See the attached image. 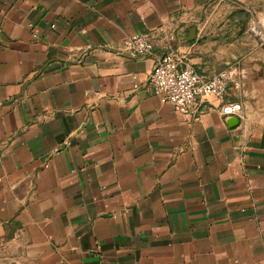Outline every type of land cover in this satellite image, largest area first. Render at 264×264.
Here are the masks:
<instances>
[{
  "label": "crops",
  "instance_id": "0c3cea01",
  "mask_svg": "<svg viewBox=\"0 0 264 264\" xmlns=\"http://www.w3.org/2000/svg\"><path fill=\"white\" fill-rule=\"evenodd\" d=\"M247 1L0 0V264H264V116L147 83L228 69Z\"/></svg>",
  "mask_w": 264,
  "mask_h": 264
},
{
  "label": "built area",
  "instance_id": "2783aa9c",
  "mask_svg": "<svg viewBox=\"0 0 264 264\" xmlns=\"http://www.w3.org/2000/svg\"><path fill=\"white\" fill-rule=\"evenodd\" d=\"M122 50L131 58H146L153 52V43L148 34L136 33L123 39ZM234 77L235 73L233 76L229 69L221 70L210 77L197 74L182 66L181 59L169 50L154 63L147 83L160 96L162 102H168L178 112L189 115L197 112L198 100L209 96L223 99L230 83L238 88L239 81ZM218 109L225 116L238 115L242 111V104L223 102Z\"/></svg>",
  "mask_w": 264,
  "mask_h": 264
},
{
  "label": "rangeland",
  "instance_id": "374dc122",
  "mask_svg": "<svg viewBox=\"0 0 264 264\" xmlns=\"http://www.w3.org/2000/svg\"><path fill=\"white\" fill-rule=\"evenodd\" d=\"M237 6L239 13L231 20L237 21L239 28L231 31L230 39L232 45L239 42L240 55L228 69L233 76L235 73L239 87L230 83L227 93L234 102L246 104L252 112L264 116V0H248Z\"/></svg>",
  "mask_w": 264,
  "mask_h": 264
},
{
  "label": "water",
  "instance_id": "95a60500",
  "mask_svg": "<svg viewBox=\"0 0 264 264\" xmlns=\"http://www.w3.org/2000/svg\"><path fill=\"white\" fill-rule=\"evenodd\" d=\"M242 15H243V18L245 19V17H246V14H245V13H243Z\"/></svg>",
  "mask_w": 264,
  "mask_h": 264
}]
</instances>
